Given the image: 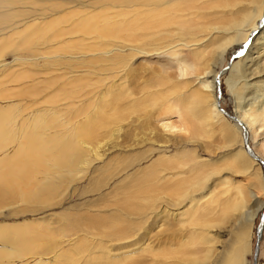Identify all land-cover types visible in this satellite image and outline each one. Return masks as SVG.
Returning a JSON list of instances; mask_svg holds the SVG:
<instances>
[{"label":"bare ground","instance_id":"1","mask_svg":"<svg viewBox=\"0 0 264 264\" xmlns=\"http://www.w3.org/2000/svg\"><path fill=\"white\" fill-rule=\"evenodd\" d=\"M25 30L26 52L0 49V215H42L0 222V264H249L264 165L241 136L264 124V0H0V43ZM242 44L226 80L234 123L217 108L218 70ZM159 55L175 65L148 64ZM172 68L167 94L145 84ZM68 212L72 229L53 236ZM31 228L44 234L20 236Z\"/></svg>","mask_w":264,"mask_h":264},{"label":"rangeland","instance_id":"2","mask_svg":"<svg viewBox=\"0 0 264 264\" xmlns=\"http://www.w3.org/2000/svg\"><path fill=\"white\" fill-rule=\"evenodd\" d=\"M31 33H32V30H25V31H22L21 33H19L20 35L18 34L19 38H16V37H18L17 34H16L15 36L13 35L12 37H8L10 40H8V39L4 40L6 43L4 41H2L0 43V49L2 50V53L5 54L7 60H9L11 58V56H12L14 51H23V52L25 51L26 52L27 47L29 46L28 44L32 43L31 41H28V40L32 39L33 42L35 41V37L31 36L30 35ZM27 35H30V36H28L29 39L27 38ZM25 40H27V41H25ZM24 43L27 45V47H26V45ZM3 45L6 46V47H4ZM249 46L250 45H243L242 44V45L239 46V48L237 47V49H236V47L228 49V51L225 53L224 57L222 58L221 63L219 64L218 72L220 74L221 73L222 74H221V76H219V82H217V85L219 86V87H217V90H216V101H217V106H218L217 108H220L219 109L220 111L224 110V111L228 112L230 115L234 116L236 119L238 117H236L235 114H237L238 111L236 110L235 101H234V99H233V97L231 95V92L228 89V85L226 83V80H227V78H228V76L230 74L228 72V69H229V66H230L229 64L230 63H234L235 61L239 60L244 55V53H245L244 50H247L249 48ZM41 49L42 50L46 49V46H44ZM233 50H238V51H235V53H233L232 52ZM234 54H236V55H234ZM173 59H174L173 57L168 56V55L153 56V57H151L148 60V64H151L152 66H157V67L161 66V65H167V63L175 65V60H173ZM140 60L141 59H139V61ZM148 74H150V73L148 72ZM177 74H178L177 70L175 68H172V69H170V71H169L167 76H162V77H157V78H154V79H151V80H146L145 84L148 85V86H152L153 89L155 90V92H159L158 94L164 95V94H167L166 90L169 88V86H171V84L177 83L180 86L181 82L178 81ZM168 78L173 79L174 82L173 83L163 84L162 81H165V79H168ZM188 78H190V77L187 76V79ZM192 78H193V76L191 75L190 79H192ZM194 82H192L191 84H193V85L197 84L196 82L195 83ZM193 85H192V87H193ZM188 88H189V86H188ZM179 90L182 91L181 88H179ZM183 91H185V90H183ZM189 98H186L185 100H182L181 102L186 104V105H188V106L193 107L191 105V102L193 100L191 101V98L190 99ZM163 99H164V97L156 96V99L150 100L152 104L149 102V104L147 103L148 107L146 105L144 107H147L146 109H148L150 111H152L155 108L158 109V106L162 102ZM220 114L224 118H226L227 120L232 121V122L234 121L233 119L229 118L228 116H225L223 112H220ZM164 120H167L168 123L178 124L176 116H170L169 118L164 119ZM151 122H152L151 123V126H152V124H154V122H153V120H151ZM234 123H235V121H234ZM253 130L254 131H248L249 146L251 148V151L254 154H256L257 157H259L260 159H262L264 161V124L262 126L256 125L255 129H253ZM139 131H144V130L143 129H139ZM251 132H252V135H251ZM33 133H36V131H34ZM195 134H197V133H195ZM244 135H246V134L243 131L241 138H242L243 149L246 151V144L244 142ZM176 136L170 137V141L175 143V147L174 146L170 147L172 149L171 154H174L176 156L175 159H182V158H185V157H182L181 155H178L176 152L178 150H180L184 146L191 147V145L186 144L185 140H183L181 137L177 138ZM155 139L156 140H161L159 138H155ZM217 139L221 140L220 138H217ZM32 143H34V142H32ZM146 147H148V146H146ZM40 149H41V147H40ZM40 149H39V151H40ZM41 150H43V149H41ZM223 150L224 149H219L218 152H222ZM28 152H30L28 154L35 155V158L31 157V159L36 165H35V169H34V167L29 168V166H27V169L23 168L21 172H19L20 169H16L19 173H21L20 176L21 177L23 176V178H25L27 173L28 174L31 173V171L33 169L34 170L40 169V166H42L43 165L42 163L45 161V158H46L45 155H47L46 153H43L41 156L38 157L36 155V153H37V148L36 147L31 148ZM246 153H248V152H246ZM258 153H260V154H258ZM156 155H158V153H156ZM204 156H206V155H204ZM256 161H257V163H260L258 160H256ZM263 165L264 164L260 163L261 167ZM27 170L28 171L30 170V171L28 172ZM11 171H14V170H11ZM262 174H263V180H264V166L262 168ZM236 177H237L236 180L240 179V178L241 179L243 178V176H241V175H237ZM233 178H234V176H233ZM243 182H246V180L243 181ZM9 186L12 187L13 189H17L18 183L17 184H13L12 183V186H11V183H10ZM259 200L264 201V193H262V192L260 193ZM51 201H55V200L51 199ZM26 203L28 204V202H26ZM68 204H70V203L65 202V204H63V205L65 207ZM71 204H72V202H71ZM254 207H256V206H254ZM61 210H62L61 207L57 206L52 211H55L57 213H61L62 212ZM3 212H5V211H3ZM262 213H264V206H261V207L258 208V210L256 212V215L254 216V219H253L254 222H253V227H252L251 249H250V253L246 254V256H247V258L249 260V264H254V258H253V253L254 252H253V249H254L255 238H256V229H257V226H258V224L260 222ZM41 215L40 214L39 215H31V214L27 215V214H25V215H21L22 217L19 216V217L15 218V219L13 217L5 218L3 215H0V222L1 223H2V221H9V222H12V221L17 222L18 221V222H22L23 218H25V219H30V218L33 219L34 217H38V216H41ZM65 219L67 221L68 220L69 221L66 223ZM71 219H72V215H69V212H68V216H64V217H61V218L58 219V220H61V222H57L56 221L60 225L57 226V223L54 224L51 221H49L50 223L48 222V224L46 225L47 226L46 229H48V228L52 229L53 230V231L51 230L52 235L53 236H57V234H59L57 229L59 230V229H62V228H67V227L69 229H72ZM27 221H30V220H27ZM167 222H172V220L169 218V219H167ZM3 224H5V223H3ZM43 225L45 226V224H43ZM69 225H70V227H69ZM44 226L41 225L40 228H42ZM47 231L50 232V230H47ZM17 234L19 236V233H17ZM42 234H44L43 231L39 232V230H37L35 232V230L33 228H31V229H29L27 231L26 230H21V232H20V236H26L28 238H31V237L37 238L39 235H42ZM163 238H166V237H163ZM23 240H26V238H23ZM168 242H169V245H168V247L165 250L174 249L175 247H177L180 244V242L176 239V237L172 238L171 240H168ZM189 242L191 243V241H189ZM49 243L50 242H49L48 239H44V240H40V242H35L34 245H32V242L29 243V244L34 246L31 249H34V250H32V252L35 253V252H42V251L47 252L48 249H50L48 247ZM190 243L188 244V246H191ZM114 246H117V245H114ZM143 247H144L146 252H153L152 251V247L145 245L144 242H143ZM184 247H185V243H183V245H182L183 249H184ZM70 250L69 251L72 253V247H70ZM1 257H3L5 259L6 258V253L0 254V260H1ZM69 257L71 258L72 255L64 254L63 257H59V259H57L58 262H56L57 260L56 261L55 260H53V261L51 260L52 262L50 264H67L65 259H70ZM105 264H108V263H105ZM255 264H264V220H263V227H262V231H261V237H260V241H259V252H258V255L256 257V263Z\"/></svg>","mask_w":264,"mask_h":264},{"label":"water","instance_id":"3","mask_svg":"<svg viewBox=\"0 0 264 264\" xmlns=\"http://www.w3.org/2000/svg\"><path fill=\"white\" fill-rule=\"evenodd\" d=\"M222 112L226 116H228L229 118H231L233 120L235 119L234 116L230 115L228 112H226V111H222ZM244 133L246 134V135H244V142L246 144L247 151L249 152V154L252 157L256 158L260 163L264 164V161L262 159H260L259 157L255 156V154L251 151V148H250L249 143H248V131L245 130ZM263 220H264V213H262L260 222H259L257 229H256V238H255V244H254V249H253L254 264L256 263V257H257L258 252H259V241H260V237H261V228H262Z\"/></svg>","mask_w":264,"mask_h":264}]
</instances>
